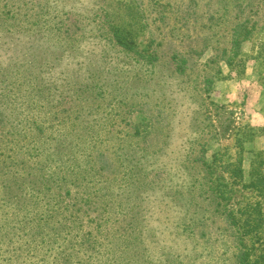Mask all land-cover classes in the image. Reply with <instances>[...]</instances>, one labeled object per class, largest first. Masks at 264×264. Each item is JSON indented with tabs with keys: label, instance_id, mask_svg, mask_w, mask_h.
<instances>
[{
	"label": "rangeland",
	"instance_id": "1",
	"mask_svg": "<svg viewBox=\"0 0 264 264\" xmlns=\"http://www.w3.org/2000/svg\"><path fill=\"white\" fill-rule=\"evenodd\" d=\"M253 1L0 0V264H239L231 210L264 264V25L215 58Z\"/></svg>",
	"mask_w": 264,
	"mask_h": 264
},
{
	"label": "trees",
	"instance_id": "2",
	"mask_svg": "<svg viewBox=\"0 0 264 264\" xmlns=\"http://www.w3.org/2000/svg\"><path fill=\"white\" fill-rule=\"evenodd\" d=\"M254 2L255 1H253V3L246 4V7L251 6V8H254L255 5H257L260 10L264 11V0H260L255 5H254ZM255 23H257V26L260 23L263 26L264 25V14L261 16V19L254 20L250 17L240 19L239 23L234 26V29L231 35V40H230V49H226L221 56L217 55L215 56V58L220 57L221 60L222 59L226 60V62L230 66H233L235 60H239V61L243 60V57L246 54H244L241 51V45L243 42H245L248 39V36L251 33L252 28L256 26ZM242 30H245L246 32V35L243 39L241 37ZM108 42L113 48H126V49L136 52L135 46L137 48V44L133 42L125 41V38L122 36H119L118 33H115L113 34L112 37H109ZM109 44L107 43V45ZM144 56L149 61L150 64H153L154 62L158 60V57L152 51H150V53ZM189 150L190 149H185L184 151L178 150L180 152V155L177 156L176 160H181L184 162L185 158H190L191 153L189 152ZM206 154H207L206 148L202 147L199 151V156L196 159H198L201 167L208 169L209 174L214 175V171L216 170L218 171V166H220V168H224L223 170L224 172H225V169L227 170V166L228 167L232 166L231 173L236 174L233 177L235 179H238V181H236L237 183L238 182L240 183V179L242 178V160L237 163L230 162L227 165H224L222 158L219 159L218 161H217V158H213V161L209 162L206 159ZM263 164H264V161H261V163H259L257 160L253 161L252 172H251L252 182L249 185H243L246 188L253 189L259 197L264 195V181L259 173L261 165ZM240 184H243V182L241 181ZM249 204H254V203H249ZM227 221L230 223L229 229L231 228V230L232 229L234 230V232L232 230L233 236L239 239L241 246H243V239H242L240 231L243 230L244 227L247 226V224L244 222L243 214L241 213L238 214L236 211L231 210L227 213ZM241 246L239 247L240 250L238 252L239 264H252V261H251L252 254L246 248L242 249Z\"/></svg>",
	"mask_w": 264,
	"mask_h": 264
}]
</instances>
